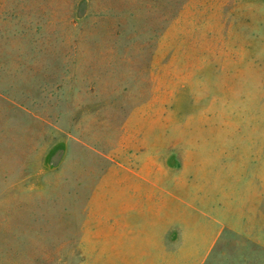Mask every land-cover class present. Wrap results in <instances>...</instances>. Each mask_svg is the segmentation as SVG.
Here are the masks:
<instances>
[{"label": "rangeland", "instance_id": "374dc122", "mask_svg": "<svg viewBox=\"0 0 264 264\" xmlns=\"http://www.w3.org/2000/svg\"><path fill=\"white\" fill-rule=\"evenodd\" d=\"M0 264H264V0H0Z\"/></svg>", "mask_w": 264, "mask_h": 264}]
</instances>
